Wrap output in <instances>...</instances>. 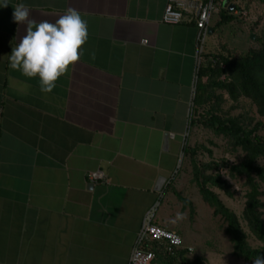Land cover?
I'll return each instance as SVG.
<instances>
[{"label": "crops", "instance_id": "1", "mask_svg": "<svg viewBox=\"0 0 264 264\" xmlns=\"http://www.w3.org/2000/svg\"><path fill=\"white\" fill-rule=\"evenodd\" d=\"M183 1L188 11L175 24L161 21L168 0L0 7V264H126L149 207L156 205L158 226L175 232L174 203L193 215L167 188L180 192L195 68L190 2L202 0ZM19 3L36 22H55L71 8L88 23L81 61L49 94L9 67L26 31L13 19ZM214 15L208 35L217 34ZM92 170L104 181L90 182ZM168 195V213H158Z\"/></svg>", "mask_w": 264, "mask_h": 264}, {"label": "trees", "instance_id": "2", "mask_svg": "<svg viewBox=\"0 0 264 264\" xmlns=\"http://www.w3.org/2000/svg\"><path fill=\"white\" fill-rule=\"evenodd\" d=\"M237 0H227L219 6L217 19L212 31L222 25L236 21L241 14ZM232 4L233 8L228 9ZM237 10L235 14L233 11ZM257 47H249L243 52H235L224 45L219 49L205 50L201 53V61L196 70V81L191 98V112L188 130L202 127L210 130L214 136L225 138L233 152L240 149L242 156L236 163L225 159L216 161L210 156L212 151L203 143L187 140L182 145V155L189 166V182L192 183L201 200L210 207L211 215L222 221V230L231 245V254L252 263L257 256H264V36L256 37ZM216 51V52H215ZM241 98L247 99L254 107L257 118L240 112L231 115L221 105L225 100L231 104L229 109L238 108ZM189 132V131H188ZM208 144L214 143L209 140ZM205 153L208 160L200 159ZM225 170L228 178H242L244 201L241 215L226 207L213 188L221 191L227 198L232 196L230 183L219 173ZM167 188L183 203L193 208L189 200L180 192L174 191L171 185ZM244 222L249 235L260 244L249 245L248 233L242 228ZM153 264H204L202 257L190 259L185 249H178L172 255H166L159 248H154Z\"/></svg>", "mask_w": 264, "mask_h": 264}, {"label": "rangeland", "instance_id": "3", "mask_svg": "<svg viewBox=\"0 0 264 264\" xmlns=\"http://www.w3.org/2000/svg\"><path fill=\"white\" fill-rule=\"evenodd\" d=\"M235 3L237 4L236 6H239L241 11V14L237 16L238 19L215 29L214 31L217 30V34L207 35L204 46L213 43L214 50H216L220 48V45H224L235 52H243L249 47L258 46V42L255 41V38L264 36V0H237ZM234 13L237 14L238 11L236 10ZM214 17H217V15H214L213 18ZM201 61L203 62V58H200V62ZM230 104L231 102L229 100H225L221 107L231 115L246 112L248 115H253L257 118L253 105L247 99L241 98L238 102V108L232 110L229 109ZM261 120L264 123V118H261ZM262 128V134H264V126ZM187 132L186 140L189 143H193L194 141L203 143L212 151V155L210 156L212 159L216 161L225 159L229 163H236L241 159L242 153L240 149L230 152L231 149L229 144L226 139L220 135L214 136L210 130L202 127L187 129ZM209 140L214 144H208L207 141ZM199 157L203 160L209 159L205 153L200 154ZM181 158L182 163L178 167L175 183L182 193V196L191 201L193 205V215H189L187 208L181 210L179 204L174 203L176 205L174 219L177 226L181 228V231H177L176 233L180 235L183 244L185 246L189 245L192 249L186 256L190 259L202 257L204 259V264H252L231 254V245L222 230L223 224L221 219L218 216L213 217L211 215L210 207L202 202L196 187L188 181L190 178L189 166L185 157L181 156ZM219 173L230 183L232 196L227 198L221 191L215 188L213 189L218 193L224 205L233 210L236 215L240 216L244 201V188L241 185L242 178H228L225 175L224 169H220ZM166 198H168V200L172 199L171 195L165 196L163 203L161 202L162 205L157 208L158 213H168V211L164 210L162 207ZM260 198L264 202V195ZM167 208L173 211V209ZM179 210L181 215L178 213ZM178 214L182 216V219L178 218ZM240 223L245 232L248 233L241 219ZM247 241L251 246L260 244L249 235V233Z\"/></svg>", "mask_w": 264, "mask_h": 264}, {"label": "clouds", "instance_id": "4", "mask_svg": "<svg viewBox=\"0 0 264 264\" xmlns=\"http://www.w3.org/2000/svg\"><path fill=\"white\" fill-rule=\"evenodd\" d=\"M9 4L10 0H0V7ZM13 9L14 22L26 25V31L8 55L9 67L28 79H38L40 91L49 94L58 80L81 61L89 38L88 23L71 8L55 22L30 19V10L23 3ZM178 218L182 216L178 214ZM252 264H264V256H257Z\"/></svg>", "mask_w": 264, "mask_h": 264}, {"label": "built area", "instance_id": "5", "mask_svg": "<svg viewBox=\"0 0 264 264\" xmlns=\"http://www.w3.org/2000/svg\"><path fill=\"white\" fill-rule=\"evenodd\" d=\"M227 0H202L191 1V10L193 15L195 33V68L192 83V93L188 105V117L185 134L188 129V120L191 112V98L193 95L194 84L196 81V70L200 63L201 53L203 52L204 43L208 35V23L212 13H217L219 6L226 3ZM232 5V4H231ZM233 8V5H232ZM231 8V9H232ZM184 11H188L186 3L183 0H168L162 14L161 21L167 24L178 23ZM233 12H236L234 10ZM146 43V40H141ZM90 182L104 181V175L99 170H92L86 174ZM156 205L149 207L140 222L137 234L132 242L126 264H153L154 248H159L166 255H172L178 249H185L186 254L191 252V247L185 246L183 241L173 230L158 226L154 222Z\"/></svg>", "mask_w": 264, "mask_h": 264}, {"label": "water", "instance_id": "6", "mask_svg": "<svg viewBox=\"0 0 264 264\" xmlns=\"http://www.w3.org/2000/svg\"><path fill=\"white\" fill-rule=\"evenodd\" d=\"M228 9L230 10L231 8H232V5L231 4H229L228 6ZM210 32V30L208 29V33ZM160 181V180H159Z\"/></svg>", "mask_w": 264, "mask_h": 264}]
</instances>
